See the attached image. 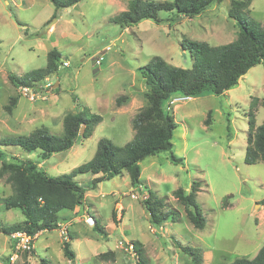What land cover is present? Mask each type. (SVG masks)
I'll return each instance as SVG.
<instances>
[{
	"label": "rangeland",
	"instance_id": "obj_1",
	"mask_svg": "<svg viewBox=\"0 0 264 264\" xmlns=\"http://www.w3.org/2000/svg\"><path fill=\"white\" fill-rule=\"evenodd\" d=\"M129 2L80 0L69 8H57L51 0H0V138L43 126L61 134L64 117L85 106L103 116L90 137L80 135L70 150L41 161L40 166L51 175L69 173L89 161L103 137L118 146L133 139L132 120L146 105L149 89L139 68L152 57L190 68L193 56L184 48L185 42L221 45L238 36L237 21L229 16L232 0L216 2L195 17L162 11L161 23L145 19L122 28L111 17L128 9ZM247 11L249 21L264 25V0H252ZM54 48L62 53L59 68L34 90L11 83L9 73L22 77L45 67L48 52ZM64 60L70 65L63 66ZM255 99L253 111L259 126L264 123L262 63L224 94H173L164 107L177 123L172 151L183 161L173 163L170 151L144 159L141 178L146 185L140 192L131 189L128 172L101 182L87 192L86 204L77 213L61 211L60 228L39 232L34 250L20 253L16 264H44L43 259L46 264H137L132 241L142 242L150 264H190L183 245L201 248L202 264L255 257L264 245V161H245ZM6 152L8 160L14 156L40 160L39 151L7 147ZM93 176L88 173L76 179L87 183ZM194 181L200 182L196 199L207 219L203 229L193 224L189 208L174 195L179 187L190 192ZM145 186L179 212L176 220H168L161 228L150 223V214L141 204L148 196ZM11 193L4 176L0 196ZM224 199L229 203L224 204ZM24 219L21 209L0 204L1 225ZM96 219L107 237L96 230ZM65 239L76 252L75 263L64 255ZM13 248L11 235L0 231V264L8 262ZM107 251L114 252L113 258L99 256Z\"/></svg>",
	"mask_w": 264,
	"mask_h": 264
},
{
	"label": "trees",
	"instance_id": "obj_2",
	"mask_svg": "<svg viewBox=\"0 0 264 264\" xmlns=\"http://www.w3.org/2000/svg\"><path fill=\"white\" fill-rule=\"evenodd\" d=\"M57 8H69L80 0H51ZM222 0H130L128 9L111 17V21L127 28L145 19L162 22L160 12H175L178 16L195 17L205 12L216 2ZM252 0H232L229 16L237 21L239 32L237 38L229 43L211 45L205 41L189 40L184 43L193 56L190 68L170 64L161 56L152 57L139 72L149 87L145 93L147 103L134 116L132 125L135 134L132 140L123 146H118L107 137L98 142L94 156L87 162L73 168L69 173L51 175L40 166L54 153L70 150L80 135L90 137L95 127L103 120V116L92 113L89 107H84L77 113H68L63 120V132L52 133L48 127H39L28 134H18L0 138V179L6 176L11 185L12 193L0 196V204L7 209L19 208L25 216L22 222L1 225L0 231L12 234L26 231L31 235L51 231L61 226V211H71L82 208L87 201V192L98 188L103 181L128 172L133 191L140 192L144 184L141 175V162L149 156L163 151H170V159L180 164L183 159L178 157L173 149V134L177 127L174 115L166 112L164 103L173 94L195 97L206 91L221 95L236 86L240 79L254 66L264 65V25L258 21H249L247 10ZM174 19V17H173ZM62 53L54 48L48 52L47 64L43 68L33 69L24 76L9 73L11 83L17 87L36 86L39 81L59 68ZM59 88V86L57 87ZM56 88V89H57ZM77 99V97L75 96ZM252 102L250 131L246 149L245 161L255 164L264 161V123L257 126ZM264 105V100L262 101ZM10 108V107H9ZM7 147H21L26 152H40V160L30 157L21 159L14 156L7 159ZM91 173L87 183H80L76 178ZM198 181H194L192 189L187 192L183 187L174 191V195L189 208V217L193 224L203 229L206 226V216L197 202V192L200 190ZM148 188V186H145ZM229 203L224 199V204ZM141 204L150 214V223L161 228L168 220H176L179 212L159 197L157 192L148 188V196ZM264 206V198L261 200ZM192 207L195 210H192ZM116 212L113 221L116 223ZM96 230L104 237L107 233L96 219ZM66 238V237H65ZM73 239L72 236H70ZM137 254V264H150L144 246L140 241H132ZM191 259L190 264H202L201 248L191 245L180 246ZM34 250V249H33ZM27 252V251H25ZM64 255L76 262V252L70 240H63ZM103 259H111L113 251L99 255ZM46 264L47 260L43 259ZM6 264H9V260ZM224 264H264V245L253 258L240 257Z\"/></svg>",
	"mask_w": 264,
	"mask_h": 264
},
{
	"label": "built area",
	"instance_id": "obj_3",
	"mask_svg": "<svg viewBox=\"0 0 264 264\" xmlns=\"http://www.w3.org/2000/svg\"><path fill=\"white\" fill-rule=\"evenodd\" d=\"M63 66H69L70 62L68 60H64L62 63ZM48 85L51 86V83H48ZM36 86L30 87L25 86L23 87L25 91H31L34 90ZM1 226V223H0ZM66 231H62V235L65 234ZM12 239L14 240V248L13 253L9 256V264H16V261L19 258L20 253L25 251H31L34 249L33 242L35 241L36 235H31L27 233L26 231H17L11 234Z\"/></svg>",
	"mask_w": 264,
	"mask_h": 264
},
{
	"label": "crops",
	"instance_id": "obj_4",
	"mask_svg": "<svg viewBox=\"0 0 264 264\" xmlns=\"http://www.w3.org/2000/svg\"><path fill=\"white\" fill-rule=\"evenodd\" d=\"M60 84V83H59ZM131 189H133V187H131ZM73 213H77V211L76 210H74V211H72ZM42 233V232H41Z\"/></svg>",
	"mask_w": 264,
	"mask_h": 264
},
{
	"label": "water",
	"instance_id": "obj_5",
	"mask_svg": "<svg viewBox=\"0 0 264 264\" xmlns=\"http://www.w3.org/2000/svg\"><path fill=\"white\" fill-rule=\"evenodd\" d=\"M258 205H260V204H258ZM192 209H193V210H195V208H194V207H192Z\"/></svg>",
	"mask_w": 264,
	"mask_h": 264
}]
</instances>
